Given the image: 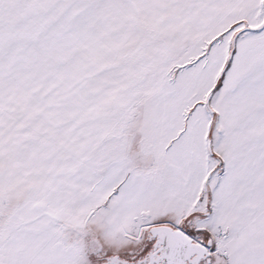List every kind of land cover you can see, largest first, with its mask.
I'll list each match as a JSON object with an SVG mask.
<instances>
[{
    "label": "snow or ice",
    "instance_id": "snow-or-ice-1",
    "mask_svg": "<svg viewBox=\"0 0 264 264\" xmlns=\"http://www.w3.org/2000/svg\"><path fill=\"white\" fill-rule=\"evenodd\" d=\"M0 264H264V0H0Z\"/></svg>",
    "mask_w": 264,
    "mask_h": 264
}]
</instances>
